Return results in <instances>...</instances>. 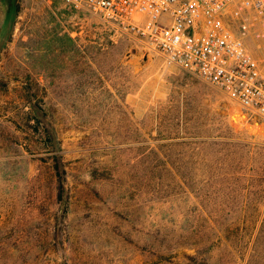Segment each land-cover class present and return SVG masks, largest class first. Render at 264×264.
Listing matches in <instances>:
<instances>
[{"label":"rangeland","instance_id":"obj_1","mask_svg":"<svg viewBox=\"0 0 264 264\" xmlns=\"http://www.w3.org/2000/svg\"><path fill=\"white\" fill-rule=\"evenodd\" d=\"M18 2L0 32V264H264V128L96 18ZM31 105L57 136L65 204Z\"/></svg>","mask_w":264,"mask_h":264},{"label":"built area","instance_id":"obj_2","mask_svg":"<svg viewBox=\"0 0 264 264\" xmlns=\"http://www.w3.org/2000/svg\"><path fill=\"white\" fill-rule=\"evenodd\" d=\"M212 86L264 124V0H57Z\"/></svg>","mask_w":264,"mask_h":264},{"label":"trees","instance_id":"obj_3","mask_svg":"<svg viewBox=\"0 0 264 264\" xmlns=\"http://www.w3.org/2000/svg\"><path fill=\"white\" fill-rule=\"evenodd\" d=\"M1 8V44L7 41L9 38V31H11L15 19L19 13V2L18 0H0ZM29 90L26 89V95L29 94ZM26 119L25 123L28 125L29 129L35 134L40 135L44 139V144L47 147V151L50 153L48 159L51 161V170L53 177L55 179V190L56 199L62 204L66 203V191H65V169L63 166L62 158L60 155L59 143L55 132L50 129V125L46 119V113L44 108L35 107L31 105L29 110L25 113ZM33 121V125L29 124ZM215 143V142H212ZM259 236V235H258ZM261 251L256 248L252 253V257L255 259L259 256ZM253 259V260H254Z\"/></svg>","mask_w":264,"mask_h":264},{"label":"bare ground","instance_id":"obj_4","mask_svg":"<svg viewBox=\"0 0 264 264\" xmlns=\"http://www.w3.org/2000/svg\"><path fill=\"white\" fill-rule=\"evenodd\" d=\"M232 121L234 123L235 126H237L238 128H247L249 130H252V131H259L261 130L262 131V125H257V124H248L247 122L244 121V118H243V115L239 114V113H234L233 114V117H232ZM264 126V124H263Z\"/></svg>","mask_w":264,"mask_h":264}]
</instances>
